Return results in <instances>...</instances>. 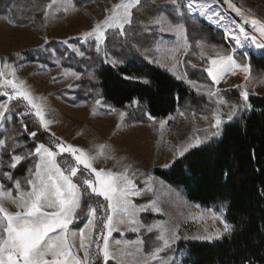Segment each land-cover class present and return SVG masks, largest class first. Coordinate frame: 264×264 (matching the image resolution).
Segmentation results:
<instances>
[{"label":"rangeland","instance_id":"rangeland-1","mask_svg":"<svg viewBox=\"0 0 264 264\" xmlns=\"http://www.w3.org/2000/svg\"><path fill=\"white\" fill-rule=\"evenodd\" d=\"M119 2L120 0H93L91 4L80 11L73 6L71 0H59L58 5L48 9L47 17L45 15L39 16L41 23L34 24L31 27H16L6 19L0 18V71L5 73L3 77H0V81L13 79L10 73L14 69L16 78L25 81L26 88L37 98L36 103L43 106L45 119L51 121L48 125L49 131L45 132L48 134L55 133V136L65 144H71L93 155L103 151L104 155H98V158L93 162L95 168L122 172L127 165H131L129 175L137 173L134 177L136 185L141 189L147 185L152 191L139 197H130V199L138 206H143L151 200H155L162 209L159 213L155 211L141 212L139 213V220L145 225L163 223L169 228H174L179 238L171 242V247L165 249L161 255L168 264H171L173 260L175 264H184L187 243L211 242L221 238L226 233L224 232V224L221 222L223 218L214 209L190 204L180 191L171 188L155 177L153 171L155 169H168L169 167H165V165L171 166L173 160L182 158L191 150L202 147L211 140L218 138L220 135L218 137L212 136L198 147L189 149L183 156H174L176 149H182L192 142V137L199 136L204 139L206 135H210L214 131L211 129V124L214 122L213 117L217 109L223 114L225 123L228 122L226 117L231 111L229 104H217V100L221 97L226 100L222 96L224 92L237 90L241 88L237 86H243L246 87L249 96L264 97V76L254 74L250 68L249 79L245 81V74L237 69L235 75L231 71L224 73L219 84L212 81L206 71L207 68L212 66L210 59L218 58L217 52L227 53L234 47V41L225 38V25L233 28L239 34L238 28L231 24V20L234 19L237 22H242V20L240 16H237L228 8V5L209 4V8H213L221 14L219 23H213L207 17L201 16L199 9L190 16L201 20L207 26L223 34L227 45L226 51L220 50L219 46H215L214 51V45L201 43L199 46L196 44L193 50L189 44L186 29L182 25L183 32H162L159 30L158 39L146 57L176 79L188 84L195 92L212 99L215 106L211 111H208V107L205 108L203 113L193 112L191 115L178 111L164 120L163 127H161L160 121L153 120L148 124L130 123L129 119L132 116L130 110H116L101 99H96L101 101L100 104H96V100L91 103L84 100L79 101L81 100L80 96H84L79 85L82 76L75 69L66 68L61 64L53 50L54 46L56 45L65 50L67 58H77V62H79V59L88 58L86 56L88 51L94 52V56H100L104 61L106 58L113 59L106 50L107 40L113 34V30L109 29L106 32V40L100 45L99 51H97L95 41L90 40L85 43L82 34L90 31L97 22L103 21L110 14L112 6ZM155 2L160 6L173 9V6L168 4L166 0H155ZM231 2L241 9L243 16L255 18L264 23V0H231ZM163 18L165 20L163 27L166 28L169 24L174 25L168 15H163ZM160 27L159 25V29ZM245 28L250 35H255L257 40L262 39L258 32L253 31L251 25L246 24ZM45 38H47V44ZM241 39L244 40V47L238 48L236 53L243 54L246 52L247 54L253 53L257 57H264V55H261V50L256 49L250 40L244 39L242 36ZM65 40L68 41V44L63 43ZM69 45L79 48L84 52V56L81 57L74 53ZM17 53L21 55L17 56ZM50 55V61L53 65L39 61ZM185 60L192 67L194 65V68L202 71L209 83H200L189 79L184 69ZM5 62L12 65L13 69L4 68ZM77 75H79V79L76 78ZM189 81L194 83H189ZM69 85L73 87L70 88ZM209 89L218 91L219 96L209 97L207 94ZM5 90L9 94L12 92L10 86L5 87L0 83V103L6 100V97L2 95ZM69 101L78 104L72 105ZM9 104L10 106L12 104L16 105L17 101H10ZM25 105L26 101H20L16 110L24 109ZM94 109L95 114H93ZM121 112L125 113L123 117L120 115ZM15 114L13 111L7 122L0 124V140L5 141L6 131L12 128V124L16 120ZM41 128L43 129V127ZM41 138L47 141L48 144L51 140L44 136H41ZM100 145L105 147L100 149ZM2 150H0V155ZM53 150L58 151L55 148ZM109 156H114L115 159H107ZM121 157L124 159H121ZM65 160L75 166V160L71 154L63 153L57 156V161L62 166ZM80 168L83 169V166L81 165ZM79 175L78 173V177L73 178L74 182H81L78 179ZM22 186L25 190H30L29 186ZM15 195L16 191L14 189L13 196ZM97 200L103 202L102 197H92L91 201L87 197H83L82 206L89 202L95 205ZM4 203L10 212L17 211L14 204L8 201ZM48 211L52 210L48 209ZM86 224L87 217L81 216L74 221L70 228L73 232H78L84 229ZM121 232H123V235ZM121 232H113L110 242L115 239L136 241L140 238L145 241L143 245L145 252L151 249L158 234L157 230L147 233L143 228L139 234L133 233L127 231L123 226ZM217 232L221 233L219 238L215 237ZM210 235L213 236L212 239H204V237ZM76 243L78 246V238ZM128 250L135 251L134 248ZM79 255L82 257L83 253L80 252ZM125 259L126 264H134L133 257L128 256ZM108 264H116V262L110 260ZM152 264H155V262H152Z\"/></svg>","mask_w":264,"mask_h":264},{"label":"trees","instance_id":"trees-1","mask_svg":"<svg viewBox=\"0 0 264 264\" xmlns=\"http://www.w3.org/2000/svg\"><path fill=\"white\" fill-rule=\"evenodd\" d=\"M71 1L81 11L93 0ZM49 3L51 0H0V18L16 27H31L41 23L39 16L45 15L44 9ZM185 8L180 17L173 9L152 0L142 1L133 11L132 25L126 27L127 38L111 34L107 40L106 50L113 59L120 61L116 66L105 63L102 57L89 51L86 52L88 58L77 62V58H67L65 50L55 45L53 50L61 64L82 76L79 85L84 96H80L79 101L91 103L101 99L116 110H130V123L148 124L152 120L149 116L155 118L153 121H164L178 111L187 115L203 113L206 107L211 111L215 106L212 99L195 92L146 57L159 36V25L149 23L158 10L168 15L173 24L180 23L185 27L193 50L197 42L227 50L223 34L192 18ZM146 27L149 31H145ZM50 58L51 55L39 61L52 64ZM235 59L238 62L246 60L254 74L264 76V57L253 53L245 57L236 53ZM184 69L189 79L209 83L206 75L186 60ZM145 80L148 83H144ZM240 90L222 94L229 106L241 102ZM134 100L137 103H133ZM248 103L251 108L224 123L218 138L175 159L168 169L153 171L155 177L180 191L190 204L214 209L231 226V231L217 240L187 243L184 264H264V97L249 96ZM24 110L14 111L16 120L6 131V146L1 154L3 170L12 172L22 185L36 161L29 158L13 170L8 167L10 156L34 149L40 142L48 144L41 136L52 139L31 114L23 120L28 124L29 132L38 131V135L32 138L24 132L17 114ZM13 139L23 145V149L16 148L13 152ZM0 182L6 189L14 190V185L2 174Z\"/></svg>","mask_w":264,"mask_h":264},{"label":"snow or ice","instance_id":"snow-or-ice-1","mask_svg":"<svg viewBox=\"0 0 264 264\" xmlns=\"http://www.w3.org/2000/svg\"><path fill=\"white\" fill-rule=\"evenodd\" d=\"M58 2L59 0H51V3L44 9L45 17L48 16L47 9L58 5ZM152 2L154 3L155 0ZM166 2L173 6V10L180 17H183V9L186 6L189 15L199 9L201 16L207 17L213 23H219L221 14L213 8H209V4L228 5L232 12L240 16L242 22L231 20V24L238 28L239 34L233 28L225 25V38L232 39L234 47L227 53L217 52L218 58L210 59L212 66L206 71L216 84H219L224 73L231 71L235 75L237 69L245 74V81L249 79L250 64L246 60L238 62L235 59V54L238 48L244 47L242 36L244 39L250 40L256 49L261 50V55H264V23L255 18L243 16L241 9L236 7L231 0H166ZM141 3L142 0H120L119 3L112 6L110 14L103 21L97 22L90 31L82 34L83 41L87 43L94 40L97 51H99L100 45L106 40L105 34L109 29L113 30L114 36L126 39L128 35L126 26L132 25L133 10L138 9ZM149 23L160 25L159 30L162 32L184 31L180 23L163 27L165 20L162 11L159 10ZM246 24L251 25L253 31L258 32L262 39L257 40L255 35H250L245 28ZM145 31H149V29L146 27ZM45 43H48L47 38H45ZM63 43L68 44V41L65 40ZM197 43L199 46L200 42ZM69 47L77 55L84 56V52L79 48L72 45ZM213 50L215 51V46H213ZM16 55L20 56L21 54L17 53ZM243 55L248 56L246 52ZM105 63L116 66L120 61L106 58ZM3 67L13 69V66L6 62ZM193 67L195 66L193 65ZM10 74L13 79L0 81L5 87L10 86L12 89L11 94L6 90L2 93L6 100L0 103V124L7 122L8 117L16 110L20 101H26L25 110L17 114L21 118L24 132H27L30 137L36 138L38 131L29 132L28 124L23 120V117L29 114L34 115L45 131H49L48 125L51 121L45 119L43 106L36 103L37 98L26 88L25 81L16 78L14 69ZM4 75V71H0V77ZM76 78L79 79V75ZM144 83H148V81L145 80ZM189 83L194 82L189 81ZM69 87L73 86L69 85ZM237 87H241V102L230 105L231 111L227 114V121H232L239 112L251 108L248 103L249 93L246 87ZM207 94L209 97L219 96L218 91L212 89H209ZM13 100L17 101V104L10 106L9 102ZM100 103V100H96V104ZM133 103H137V101L134 100ZM222 103L228 102L221 97L217 100V104ZM93 114H95V109ZM120 115L123 117L125 113L121 112ZM149 119L155 120L151 116ZM213 120L211 129L214 131L210 135H206L204 139L199 136L192 137V142L182 149H176L174 156H183L189 149L198 147L212 136L218 137L221 134L222 125L225 123L219 109L216 110ZM160 123L163 127L164 121H160ZM50 135L52 139L49 144L40 142L34 146V149L10 156L8 167L13 170L29 158L36 161L33 167L28 170V176L24 181L30 190H25L21 181L16 179L12 172L3 170L4 162L0 155V174L14 185L16 191V195L13 196L12 188L6 189L5 185L0 183V264H108L110 260L115 261L116 264H126L125 258L128 256L133 257L134 264H152V262L168 264L161 254L165 249L171 247V242L179 237L174 228H169L163 223L145 225L139 220L141 212L155 211L159 213L162 209L155 200L138 206L130 199V197H139L152 191L147 185L143 189L136 185L134 177L137 173L129 175L132 166L127 165L122 172L97 169L93 166V162L98 158V155H104L103 151L93 155L71 144H65L55 136V133H50ZM5 146L6 141L0 140V150ZM99 147L103 149L105 146L100 145ZM12 148L14 152L16 148L23 149V145L13 139ZM63 153L71 154L75 160V166L67 160L63 162V166L57 161V156ZM107 159H115V157L109 156ZM121 159L124 158L121 157ZM172 162L174 163L175 160ZM81 165L83 169L80 168ZM165 167H170V165H165ZM78 173L80 174L78 179L81 181L79 183L74 182L73 179L78 177ZM83 197H87L89 201L92 197H102L103 202L97 200L95 205L89 202L82 206ZM5 201L14 204L17 211L10 212L5 207ZM48 209L52 211H48ZM81 216L87 217V224L84 229L73 232L70 226ZM221 222L224 224V232L231 231V226L226 221L222 220ZM122 226L127 231L138 234L142 228L147 233L157 230L158 234L151 249L145 252L143 249L145 241L140 238L136 241L115 239L110 242L113 232H121ZM121 234L123 235V232ZM220 235L219 232L215 233L216 238H219ZM212 238L211 235L204 237L209 240ZM130 248H134L135 251H129ZM80 252L83 253L82 257L79 255ZM171 264H175V261L173 260Z\"/></svg>","mask_w":264,"mask_h":264}]
</instances>
